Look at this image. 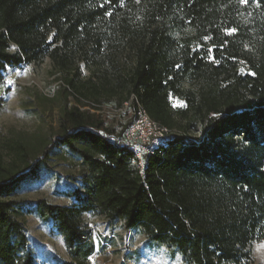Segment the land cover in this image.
I'll list each match as a JSON object with an SVG mask.
<instances>
[{"label": "trees", "instance_id": "obj_1", "mask_svg": "<svg viewBox=\"0 0 264 264\" xmlns=\"http://www.w3.org/2000/svg\"><path fill=\"white\" fill-rule=\"evenodd\" d=\"M46 60L65 103L32 165L24 146L0 161V264H38L18 191L63 150L79 162L73 203H35L63 238L62 264H90L88 213L185 264L252 263L264 241V0H0V83L10 68ZM103 96L180 130L143 155L142 172L124 143L130 112L109 126L89 102ZM198 125L201 139H189Z\"/></svg>", "mask_w": 264, "mask_h": 264}, {"label": "rangeland", "instance_id": "obj_2", "mask_svg": "<svg viewBox=\"0 0 264 264\" xmlns=\"http://www.w3.org/2000/svg\"><path fill=\"white\" fill-rule=\"evenodd\" d=\"M91 74L83 69L82 79L87 80ZM63 85L49 60L7 71L0 83V161L10 164L19 146L26 148L29 165L40 157L42 147L58 132V116L65 103ZM67 101L76 102L73 97ZM89 102L99 107V114L109 118V126L117 127L128 119L126 111L119 112L125 106L120 100L103 96L99 102ZM172 103L175 108L185 105L179 99H172ZM179 132L173 130V134ZM202 132L203 127L198 125L187 134L189 139L199 141ZM78 172L79 162L63 150L37 178L25 182L18 191V200L26 205L28 237L38 264H62L69 258L63 238L52 224L42 221L35 203L46 200L53 205H71L69 192L76 186ZM84 222L94 234L95 252L90 264H185L179 254L150 244L139 230L128 231L120 222L109 223L96 213L85 214ZM251 264H264V241L252 246Z\"/></svg>", "mask_w": 264, "mask_h": 264}, {"label": "built area", "instance_id": "obj_3", "mask_svg": "<svg viewBox=\"0 0 264 264\" xmlns=\"http://www.w3.org/2000/svg\"><path fill=\"white\" fill-rule=\"evenodd\" d=\"M122 111H129L130 118H133L134 121L124 134V143L134 152L137 167L142 172L144 168L143 155L150 154L156 148L164 145L173 132L152 121L140 107L131 111L129 104L126 103L124 108L119 109V112Z\"/></svg>", "mask_w": 264, "mask_h": 264}, {"label": "snow or ice", "instance_id": "obj_4", "mask_svg": "<svg viewBox=\"0 0 264 264\" xmlns=\"http://www.w3.org/2000/svg\"><path fill=\"white\" fill-rule=\"evenodd\" d=\"M240 2L246 4V3L248 2V0H240ZM257 6H259V5H257ZM109 14H110V13H109ZM234 31H235V29H227V30H226V34L230 35V34H232ZM204 39H210V37H205ZM209 51H211V50H209ZM177 67H179V65H177ZM8 83H11V81H8Z\"/></svg>", "mask_w": 264, "mask_h": 264}]
</instances>
